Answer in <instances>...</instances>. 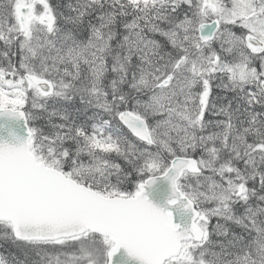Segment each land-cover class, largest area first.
I'll list each match as a JSON object with an SVG mask.
<instances>
[{
	"label": "snow or ice",
	"instance_id": "obj_1",
	"mask_svg": "<svg viewBox=\"0 0 264 264\" xmlns=\"http://www.w3.org/2000/svg\"><path fill=\"white\" fill-rule=\"evenodd\" d=\"M0 117V264H264V0H0Z\"/></svg>",
	"mask_w": 264,
	"mask_h": 264
},
{
	"label": "water",
	"instance_id": "obj_2",
	"mask_svg": "<svg viewBox=\"0 0 264 264\" xmlns=\"http://www.w3.org/2000/svg\"><path fill=\"white\" fill-rule=\"evenodd\" d=\"M0 125L4 126V130H0V137H2L10 145H15L27 136L23 120L0 117ZM7 129H11V131L15 133L17 139L10 138ZM145 195L155 206L172 212L173 222L183 226L188 218V214L179 204L170 205L168 203L171 198V190L167 180L158 178L154 184L146 186ZM113 264H141V262L134 257L128 256L126 251L121 248L113 257Z\"/></svg>",
	"mask_w": 264,
	"mask_h": 264
},
{
	"label": "trees",
	"instance_id": "obj_3",
	"mask_svg": "<svg viewBox=\"0 0 264 264\" xmlns=\"http://www.w3.org/2000/svg\"><path fill=\"white\" fill-rule=\"evenodd\" d=\"M37 123H38V125H39V124H42L43 121H40V122H37ZM128 191H129V193L134 192V191H135V186H131V187L128 189ZM3 251H4L3 247H0V252H3ZM5 254H6V253H5Z\"/></svg>",
	"mask_w": 264,
	"mask_h": 264
}]
</instances>
